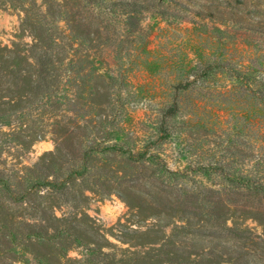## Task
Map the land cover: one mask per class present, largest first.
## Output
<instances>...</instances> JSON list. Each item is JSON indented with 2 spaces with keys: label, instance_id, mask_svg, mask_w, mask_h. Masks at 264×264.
Masks as SVG:
<instances>
[{
  "label": "rangeland",
  "instance_id": "obj_1",
  "mask_svg": "<svg viewBox=\"0 0 264 264\" xmlns=\"http://www.w3.org/2000/svg\"><path fill=\"white\" fill-rule=\"evenodd\" d=\"M0 264H264V0H0Z\"/></svg>",
  "mask_w": 264,
  "mask_h": 264
},
{
  "label": "trees",
  "instance_id": "obj_2",
  "mask_svg": "<svg viewBox=\"0 0 264 264\" xmlns=\"http://www.w3.org/2000/svg\"><path fill=\"white\" fill-rule=\"evenodd\" d=\"M169 114H173V113L171 112V110H169Z\"/></svg>",
  "mask_w": 264,
  "mask_h": 264
}]
</instances>
